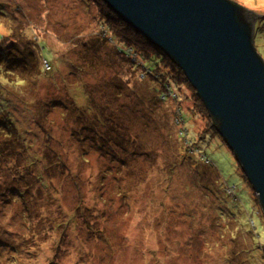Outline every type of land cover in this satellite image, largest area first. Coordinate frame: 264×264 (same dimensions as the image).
Here are the masks:
<instances>
[{"label":"rangeland","instance_id":"374dc122","mask_svg":"<svg viewBox=\"0 0 264 264\" xmlns=\"http://www.w3.org/2000/svg\"><path fill=\"white\" fill-rule=\"evenodd\" d=\"M233 1L256 14L255 46L264 58V0ZM18 4L26 11L25 40L35 38L41 55L54 63L69 53L85 73L69 74L72 92L59 89L60 96L86 108L76 84L97 83L98 97L117 114L112 122L110 113L101 139L87 135L83 120L71 119V129L61 120L50 129L48 141L56 146L42 152L43 139L35 142L60 197L25 180L23 158L11 167L19 151L13 144L4 156L9 163L0 162V264H264L258 196L196 105V89L175 87L164 101L165 80L119 52L120 39L103 30L97 0H0V41L21 25ZM158 72L171 74L168 68ZM53 84L45 92H57ZM190 108L201 114L192 116ZM91 120L90 126L99 125L97 117ZM79 208L84 213L75 222L58 227Z\"/></svg>","mask_w":264,"mask_h":264},{"label":"water","instance_id":"95a60500","mask_svg":"<svg viewBox=\"0 0 264 264\" xmlns=\"http://www.w3.org/2000/svg\"><path fill=\"white\" fill-rule=\"evenodd\" d=\"M183 71L264 210V58L256 14L232 0H103Z\"/></svg>","mask_w":264,"mask_h":264},{"label":"trees","instance_id":"16d2710c","mask_svg":"<svg viewBox=\"0 0 264 264\" xmlns=\"http://www.w3.org/2000/svg\"><path fill=\"white\" fill-rule=\"evenodd\" d=\"M14 1L18 2V0ZM97 1L100 7V9L98 7L100 21L106 26V29L104 28L103 30H108L107 33H113V36L120 39L122 46L119 45V52L124 55V57H128L129 61L133 64H142L149 72L148 75H152L153 77L159 75L163 77L167 84L165 86L166 92L162 95V98L165 99L164 101L173 97L172 92L175 90V87L181 88L191 85L178 64L161 48L147 40L141 33L125 23L103 0ZM235 3L238 4L237 2ZM15 10L18 11L22 17L21 25L18 29L9 32V35H5L0 41V162L3 163L4 160V163H9L4 156L11 155L10 153H12L13 150L11 147H13V144L16 146L18 145L19 151L13 155L15 159L13 158L12 160V166L10 164L9 166H18L20 164L18 161L23 158L24 162H22L23 165H20L22 166L20 173L25 177V180L31 178V180H35L42 185V187L52 190L53 194L56 192L58 197H60L59 195L61 193L56 187L53 188L51 185L53 179L48 173V171H51V169L48 168V158L45 154L37 150V144L35 142L40 140V138L43 139L42 145H40L42 152L48 147L56 146L55 141H48L50 138L48 135H51L52 132L50 129H53L54 125H57L58 120H61L62 124L71 129V119L76 124L83 120L86 123L85 131L87 135L91 138L96 136L101 139L103 135L101 130H103L105 125L109 122L111 118L110 113L112 112V120L110 121L115 122L117 110L111 109L110 104L105 105L108 100L101 99L106 98L105 96L98 97V92L94 87L97 83L93 86L92 83L88 82H83V84L80 85L76 84V88L80 86L79 89L82 90V94L85 97L86 108L80 107L82 105L77 104L75 100L70 101L73 104L69 106L68 104L70 102L65 99L66 96L65 98H63L64 96L61 97L58 91L59 89H63V92L66 91L67 93V91H69L68 94H70L72 92L71 89L74 87L71 84V79L73 77L67 78V76L70 74L74 76L77 75L76 78H83L85 75L84 71L80 68L76 69V63L73 61V58L69 57V53L62 55L63 57L61 56V58L64 61L60 63L56 61L57 64L43 57L36 43V39L34 38L27 41L25 40L26 38L22 36L24 31L22 23L24 19L23 14H26L25 8L21 6V4H18ZM257 30L256 25V31ZM14 33H17L18 37L21 36L24 38L23 40L25 41L23 42L19 38L15 41L14 36L16 35ZM113 36L110 37L111 41L115 39ZM91 44V42H87L86 46ZM50 50L55 54L54 50L51 48ZM138 59H140L141 62ZM147 62L151 64L149 67L146 65ZM162 65H166L165 68L170 69L171 74L168 73V76H166L162 73L163 71L158 72L159 74L155 73L156 70L165 69ZM95 70L96 68L94 71ZM167 77H170V79ZM51 80L54 82L53 85L57 88V92L52 90L53 92L48 94V92L45 91L48 89L47 83L51 82ZM61 84H63V86H61ZM155 89L157 93H161L163 90V88L160 90L159 86L155 87ZM194 92L197 99V102H195L196 105L201 107V110L210 118V129L214 130L217 136H220L215 121L205 108L197 92L195 90ZM66 93H63V95H66ZM168 93L171 94L170 98L167 96ZM118 96L120 97L121 95ZM69 110L70 112L68 113ZM189 114L195 117L201 113L196 109L190 108ZM95 117H97L96 121L99 125H95L94 128L90 126L87 121H94L91 120V118ZM182 119L184 120V117H182ZM87 124L89 126H87ZM117 124L120 125L119 122H117ZM206 131L209 130L207 129ZM213 136L214 135H212V137ZM97 142L98 149L101 151L104 144L101 145L98 140ZM7 166L3 165L5 171H8ZM106 174L107 173H105V175ZM243 175L245 180L251 185L244 171ZM217 180L218 179H216V181ZM133 187L134 185H131L127 189L133 192ZM209 192L211 191L209 190ZM227 192L233 195L234 190L227 188ZM128 193L130 194V192ZM123 196L126 197L125 194ZM83 210L82 208L76 209L73 214H70V220L68 219L65 223L62 221L58 227L68 228L71 224V220L75 222L77 215H82L84 213ZM42 213L46 214L44 211H42ZM234 239L240 240V234L236 232ZM262 251L264 252V247H262ZM231 256H234V253L229 256L230 260Z\"/></svg>","mask_w":264,"mask_h":264}]
</instances>
